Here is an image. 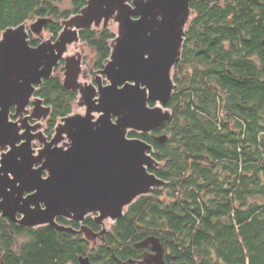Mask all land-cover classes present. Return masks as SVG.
Returning a JSON list of instances; mask_svg holds the SVG:
<instances>
[{
  "label": "trees",
  "instance_id": "trees-1",
  "mask_svg": "<svg viewBox=\"0 0 264 264\" xmlns=\"http://www.w3.org/2000/svg\"><path fill=\"white\" fill-rule=\"evenodd\" d=\"M54 1L0 0V38L8 27L41 16L56 38L88 0L63 10ZM191 6L182 59L173 69L172 116L155 131L129 133L153 145L158 165L150 170L167 184L138 197L112 224L108 243L0 217V264H80L81 256L135 264V244L150 236L160 238L168 264H264V0H191ZM116 36L109 26L80 31L91 53L83 61L92 62L93 73L109 61ZM30 39L41 42L31 33ZM63 76L62 59L35 93L52 108L49 137L79 100Z\"/></svg>",
  "mask_w": 264,
  "mask_h": 264
},
{
  "label": "water",
  "instance_id": "water-1",
  "mask_svg": "<svg viewBox=\"0 0 264 264\" xmlns=\"http://www.w3.org/2000/svg\"><path fill=\"white\" fill-rule=\"evenodd\" d=\"M191 16V0H88L79 13L63 21L56 38L38 45L31 43L27 22L4 30L0 38L3 216L28 228L51 225L82 231L91 239L100 233L86 226L77 230L62 225L57 218L83 222L97 214L98 223L114 222L138 197L167 184L150 170L158 165L151 154L153 145L129 133L155 131L171 118L173 69L182 59ZM111 20L119 26L111 57L94 83L83 84L82 57L65 54L80 42L81 30L108 26ZM48 21L38 17L31 32L40 35ZM62 59L64 87L79 92L78 103L86 107V114L63 117L49 139L41 128L52 108L35 93ZM37 140L43 145L40 149L34 146ZM149 244L155 253L144 255V263L168 264L160 238L147 237L138 246ZM80 264L97 263L81 256Z\"/></svg>",
  "mask_w": 264,
  "mask_h": 264
},
{
  "label": "rangeland",
  "instance_id": "rangeland-1",
  "mask_svg": "<svg viewBox=\"0 0 264 264\" xmlns=\"http://www.w3.org/2000/svg\"><path fill=\"white\" fill-rule=\"evenodd\" d=\"M57 5H59V7L63 10V9H71L73 8V0H55L54 1ZM37 20V18H34V19H30L27 21V28L28 30L30 31V33L33 35V37L43 41V40H48L49 38L52 37L51 33L46 30V28L43 30V32L38 35V34H35L33 32H31L30 30V27L31 25ZM116 34H118V31H119V26H118V23L115 22L114 20H111L109 22V25H108ZM187 29V27H186ZM91 54L90 53V50L88 49V47L81 43V42H77V43H74L72 45L69 46L65 56H74V55H77V56H81L83 59L86 55H89ZM99 75L96 71L93 73L92 71V62H90V60L88 61H83V70H82V73H81V76H80V82L81 83H94L95 82V78L96 76ZM103 83H107V80L106 78L104 77L103 78ZM32 111V106H29L28 107V111L26 112L27 114H30ZM74 114H82V115H85L86 114V107L85 106H81L78 102L75 104L74 106V111H73ZM97 115V114H96ZM33 122V120H32ZM46 126H47V119H44L42 120V131L45 133V129H46ZM60 145L64 146L65 143H60ZM34 146H36L37 148L41 146L40 142L39 141H36L34 143ZM113 221H111L110 219L106 220L105 223L107 226L111 225Z\"/></svg>",
  "mask_w": 264,
  "mask_h": 264
},
{
  "label": "flooded vegetation",
  "instance_id": "flooded-vegetation-1",
  "mask_svg": "<svg viewBox=\"0 0 264 264\" xmlns=\"http://www.w3.org/2000/svg\"><path fill=\"white\" fill-rule=\"evenodd\" d=\"M74 5V4H73ZM263 52H264V46H263ZM262 57V61L264 62V54H263V56H261ZM259 58H260V56H259ZM258 58V59H259ZM83 59V58H82ZM32 106V105H31ZM262 134H264V131L262 132ZM44 135L46 136V137H48L49 139L51 138V137H49L46 133H44ZM37 141H39L40 142V140H37ZM40 144H41V142H40ZM43 145L41 144V146L40 147H36L35 146V148L36 149H40L41 147H42ZM45 176L47 175V173H45L44 174ZM96 216H97V214H90V215H88V217L86 218V220L85 221H83V222H76V221H74V220H72V219H70V218H66V217H63V216H59L58 218H57V220H58V222L60 223V224H62V225H65V226H68V227H73V228H75V229H77V230H80L81 228H82V226H86V227H88V228H91L95 233H100V234H98V235H94L91 239H88L86 236H85V234H84V232H77V233H75V234H77V235H82L83 237H85V238H87L89 241H91L93 244H102V243H108L107 241V237H108V235H109V231H110V229L112 228V224H114V222H116V221H114V222H112V224L111 225H109V226H107L106 225V223H105V221H104V223H98L95 219H96ZM0 217H4V218H6L9 222H11V223H14V222H12V221H10L7 217H5V216H3L2 215V213L0 212ZM89 218H93L94 219V222L93 223H89V221H88V219ZM14 224H17V225H21V224H19V223H14ZM21 226H23V225H21ZM104 228H106V231H105V233H101L103 230H104ZM139 242H141V241H139ZM139 242H137L136 244H135V247H136V249H135V258H134V262H132V263H135V264H146V263H144V255H147L146 257L147 258H149V256L151 255V254H154L155 252H154V250H153V247H152V245L151 244H149V245H147V246H138V243ZM150 254V255H149ZM114 256V255H113ZM164 257H165V255H164ZM1 264H4L3 262L1 263Z\"/></svg>",
  "mask_w": 264,
  "mask_h": 264
}]
</instances>
